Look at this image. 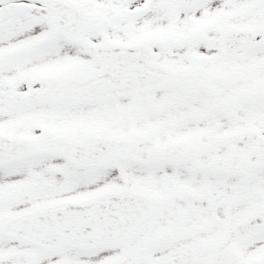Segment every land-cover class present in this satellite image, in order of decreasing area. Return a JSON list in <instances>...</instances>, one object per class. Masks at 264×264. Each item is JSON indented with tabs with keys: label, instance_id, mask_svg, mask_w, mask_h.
<instances>
[{
	"label": "snow or ice",
	"instance_id": "6c2138e0",
	"mask_svg": "<svg viewBox=\"0 0 264 264\" xmlns=\"http://www.w3.org/2000/svg\"><path fill=\"white\" fill-rule=\"evenodd\" d=\"M0 264H264V0H0Z\"/></svg>",
	"mask_w": 264,
	"mask_h": 264
}]
</instances>
